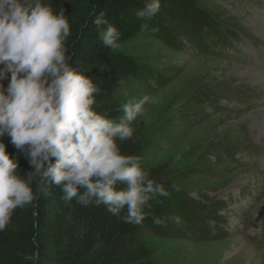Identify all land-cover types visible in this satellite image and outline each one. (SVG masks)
<instances>
[{
	"label": "rangeland",
	"instance_id": "374dc122",
	"mask_svg": "<svg viewBox=\"0 0 264 264\" xmlns=\"http://www.w3.org/2000/svg\"><path fill=\"white\" fill-rule=\"evenodd\" d=\"M180 1L185 11L196 3L218 29H205L203 48L187 32L185 49L148 32L120 45L146 71L122 89L121 105L155 100L131 124L142 160L162 166L201 219L192 227L174 215L166 230L145 228L141 239L157 264H264V0ZM232 35L244 54L218 55L215 47L234 45ZM248 248L257 256L245 258Z\"/></svg>",
	"mask_w": 264,
	"mask_h": 264
},
{
	"label": "clouds",
	"instance_id": "9594fccd",
	"mask_svg": "<svg viewBox=\"0 0 264 264\" xmlns=\"http://www.w3.org/2000/svg\"><path fill=\"white\" fill-rule=\"evenodd\" d=\"M160 9V0H146L136 10L141 32H158L148 22ZM93 23L97 29L107 25L100 30L102 45L118 50L121 33L105 19V12ZM70 35L64 8L54 12L42 0H0V82L8 81L6 88L0 83V137L7 135L31 169L21 176L18 157H10L0 142V232L17 208L40 196L49 199L54 187L65 203L75 198L85 207L104 205L133 226L142 225L148 216L144 208L151 207L155 196H169L142 169L140 158L123 155L117 144L133 137L132 122L155 100L147 95L130 99L116 120L98 114L93 106L100 89L71 66L66 46ZM148 83L156 86L155 80ZM120 185L124 187L117 190ZM153 223L163 225L159 218Z\"/></svg>",
	"mask_w": 264,
	"mask_h": 264
},
{
	"label": "trees",
	"instance_id": "16d2710c",
	"mask_svg": "<svg viewBox=\"0 0 264 264\" xmlns=\"http://www.w3.org/2000/svg\"><path fill=\"white\" fill-rule=\"evenodd\" d=\"M42 2L50 4L54 12L65 9L71 28V35L66 41L69 54L73 57L71 66L90 78L100 89L99 94H94L97 101L94 110L98 114L106 113L114 120L123 116L122 89L133 79L146 80V71L131 56L118 50L111 51L102 45L100 30L106 29L107 25L97 29L93 23L101 11L105 12V19L121 33L120 45L148 32L176 49H185L180 37L187 32L202 47H206L208 40L203 38L205 29L208 32L216 31L219 26L207 21L205 12L196 3L185 11L180 0H160L159 13L148 22L150 27L158 28L156 33L141 32L142 21L135 15L136 10L145 6L146 0ZM176 22L180 27L173 35L172 28ZM220 33L226 35L227 31ZM225 38L224 42L229 43ZM120 80L124 81L122 85H119ZM0 83L5 88L8 85V81ZM0 142L6 145L10 157H18L21 176L31 171L28 161L14 148L7 135L0 137ZM117 144L123 155L139 157L141 167L149 173V178L162 184L169 192L168 197L155 196L150 201L151 207L144 208L148 216L142 225L123 223L120 218L110 214L104 205L96 206L93 203L85 207L75 198L65 203L61 190L54 187L49 199L40 196L23 209L15 210L7 228L0 232V264H157L155 253L141 239V232L148 227L166 230L170 225L168 219L174 215L191 222V216L195 215L198 206L194 200L187 204L179 190H173L171 186L174 184L166 179L162 166H150L143 162V145L136 134L124 143L117 140ZM32 187L35 193V184ZM123 187L120 185L117 190ZM126 214L125 209L120 216ZM153 218L161 219L163 225L154 224Z\"/></svg>",
	"mask_w": 264,
	"mask_h": 264
},
{
	"label": "bare ground",
	"instance_id": "6f19581e",
	"mask_svg": "<svg viewBox=\"0 0 264 264\" xmlns=\"http://www.w3.org/2000/svg\"><path fill=\"white\" fill-rule=\"evenodd\" d=\"M257 10V9H256ZM254 11V10H253ZM258 11V10H257ZM258 12H260V11H258ZM263 12V11H262ZM263 15V14H262ZM255 18V17H254ZM262 18H264V17H262ZM258 20V19H257ZM262 21V20H261ZM263 23H264V21H263ZM262 27V26H261ZM261 29V28H260ZM264 31V30H263ZM259 32V31H258ZM260 32H261V30H260ZM263 33V32H262ZM261 38H263V36L261 37ZM204 61H210V60H204ZM239 66V65H238ZM238 69V68H237ZM239 71V70H238ZM244 72V71H243ZM249 72V71H248ZM237 73V72H236ZM240 73V72H239ZM254 74H256V73H254ZM253 75V74H252ZM251 76V75H250ZM262 77V76H261ZM252 79V78H251ZM250 79V80H251ZM255 79H256V77H255ZM262 110V109H261ZM264 110V109H263ZM263 113V112H262ZM262 115V114H261ZM249 118V117H248ZM259 122V121H258ZM244 256H245V258H251V257H256L257 256V253L252 249V248H248V250H246V252L244 253Z\"/></svg>",
	"mask_w": 264,
	"mask_h": 264
}]
</instances>
